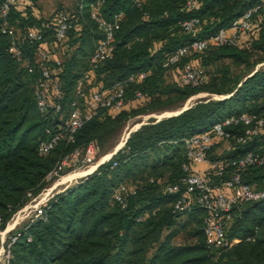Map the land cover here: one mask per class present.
<instances>
[{"label":"trees","instance_id":"trees-1","mask_svg":"<svg viewBox=\"0 0 264 264\" xmlns=\"http://www.w3.org/2000/svg\"><path fill=\"white\" fill-rule=\"evenodd\" d=\"M38 1L16 0L5 17L0 14V228L24 206L27 193L33 197L41 193L46 176L74 148L83 152L92 141L99 149L131 117L179 106L200 91L223 97L200 98L179 114L150 117L133 130L107 162L56 194L45 206L43 218L18 231L11 264H264V198L234 205L227 213L226 238L239 240L227 249L207 244L202 207L194 205L181 213L173 209L184 190L183 139L210 131L230 117L238 120L224 126L228 137L216 139L207 150L211 162L220 160L223 165L222 173L211 172L209 180L220 186L238 172L242 183L264 191V164L244 168L234 164L249 152L264 156V8L252 13L251 29L238 45L209 46L191 51L195 59L185 54L164 65L177 48L229 26L260 0H196L192 6L187 0H103L105 18L122 15L113 54L93 69L85 89L122 82L125 103L115 111L101 109L77 129L72 142L63 137L45 155L39 153V142L57 133L60 121L59 113L45 117L37 108L34 90L43 78L41 68H56L61 112L66 115L77 98V81L92 67L90 56L101 32L90 16L94 0H77L73 11L59 7L49 17L35 13ZM58 11L67 12L72 25L61 41L54 35L53 17ZM194 17L199 20L195 34L181 25ZM32 27L42 29V43L29 41ZM13 36L20 60L9 50ZM41 51L51 57L41 59ZM57 52L62 55L57 57ZM186 64L202 70L203 80L197 86L165 78L168 69L180 73ZM240 67L244 70L234 71ZM140 71L146 72L144 78L129 79ZM136 91L141 97L135 96ZM244 114L262 119L255 133L245 134L253 123L239 119ZM242 136L244 140H238ZM222 140L230 147L216 153ZM168 184H178L180 193H168L164 189ZM121 185L130 189L123 194L124 206L114 199ZM184 230L191 241L174 243Z\"/></svg>","mask_w":264,"mask_h":264},{"label":"built area","instance_id":"built-area-1","mask_svg":"<svg viewBox=\"0 0 264 264\" xmlns=\"http://www.w3.org/2000/svg\"><path fill=\"white\" fill-rule=\"evenodd\" d=\"M196 0H187V5L192 6ZM16 0H4L0 6V14L5 17L10 6ZM103 0H94L90 4V16L97 24L101 37L98 38L94 45V49L90 56L91 68L84 72L82 77L77 81L76 93L77 98L72 101L71 108L66 115L62 111L61 91L58 87L56 79V68L54 66L42 67V80L34 90V97L39 112L45 117H54L59 113V131L53 134L49 139L39 142L38 150L42 155L47 154L53 145L61 138L65 137L68 142L74 140V133L86 121L95 116L101 109L106 108L109 111L120 109L125 103V89L122 82H116L111 87H103L101 84L92 86L87 91L85 83H90L93 77V69L99 62L110 58L114 50V33L119 27L121 13L114 14L112 19L105 18L101 13ZM264 8V0L252 8L247 9L240 17L233 20L232 23L220 28L216 33L203 38H194L191 42L177 48L164 62V65L174 64L189 51H203L209 46L220 45H238L241 41V36L251 29V15L258 8ZM199 20L190 18L181 23L182 27L194 34L197 31ZM54 35L56 40H63L66 37L68 30L71 28L69 15L65 11H58L53 17ZM11 32V31H10ZM27 37L30 42L42 43L43 31L40 27H32L27 32ZM9 50L17 60L22 57L15 37L11 39ZM50 55V56H49ZM41 59H49L51 54L46 51L40 52ZM56 60V58H54ZM59 63L58 60H56ZM30 71L32 69L30 68ZM146 76L145 71H140L129 79H141ZM178 84H190L197 86L203 80L201 69L194 68L191 64H186L178 75ZM136 97H141V92H135ZM241 119L245 124H251L245 131L246 135L253 134L262 126V119L255 116L242 115ZM238 119L230 117L222 122L213 125L210 131L192 134L183 139L185 149V162L182 165L184 176L180 183L184 186V190L180 193L178 184H168L164 189L168 193H180L179 198L174 202L173 209L176 212L189 211L194 205H198L205 210L203 219V231L206 237L207 244L219 249H227L238 243V239L228 240L225 235L224 218L234 205L243 202H254L264 198V191L255 190L251 186L241 182L240 174L234 172L231 178L220 186H213L209 180V174L214 172L220 175L223 171V165L220 160L211 162L207 158V150L213 145L214 141L219 138L228 137V133L224 130V126L232 122H237ZM65 131V136L62 134ZM238 140H244V137H239ZM98 148L94 142H89L86 149L81 152L78 148H74L71 152L61 157L55 168L46 176L45 181L61 180L64 176L68 177L78 170H87L84 175L93 173L100 165L107 162L111 157H103L95 163ZM204 165V169H196L198 165ZM239 168L248 166H261L264 164V156L257 153H246L239 158L237 162ZM116 165V163H114ZM130 191L125 185H121L114 194V199L125 205L123 194ZM28 199H32L31 193H27ZM36 204V212L34 218L30 219L33 222L36 219H41L44 216V209L47 203L40 205ZM37 206L39 208H37ZM25 205L20 208L17 213H23ZM1 223V219H0ZM28 225V224H27ZM26 227V226H25ZM7 228H0V264H11L12 253L11 248L17 241L19 233L11 234L4 238L3 234L7 233ZM27 240H30L27 238Z\"/></svg>","mask_w":264,"mask_h":264},{"label":"rangeland","instance_id":"rangeland-1","mask_svg":"<svg viewBox=\"0 0 264 264\" xmlns=\"http://www.w3.org/2000/svg\"><path fill=\"white\" fill-rule=\"evenodd\" d=\"M77 0H39L38 1V7L34 8V11L36 14H41L43 17H49L56 9L59 7L66 9L67 11H73L75 9ZM20 7L23 6L22 3L19 4ZM57 57H60L62 54L60 52L54 53ZM194 53L189 51L187 53V56L190 57V60L195 59L196 57H193ZM54 59L55 57L52 56ZM261 64V63H260ZM260 64L256 65L254 69H256ZM253 69V70H254ZM244 70L243 67L235 68L234 71H242ZM179 72H177L176 69H168L165 75V78L167 80H176L178 78ZM207 81H208V75H207ZM203 97H223V95H216L213 93H209L206 91H200L194 95H191L188 97L185 101L182 102L181 105L175 106L173 108L165 109L162 111L157 112H147V113H140L138 115H135L128 119L126 123L123 124L119 132L111 137L108 142L103 145V147H99L98 152L96 154L95 163L98 159H101L103 157H110L111 154L118 148H121L124 144H122L126 138V136L129 134V132L136 127L137 124H140L142 122H145L150 117L158 118L162 115H165L167 113H174L179 111L182 107L185 105H191L196 100L203 98ZM142 105V104H141ZM135 107H141V106H135ZM134 107V108H135ZM130 108V107H129ZM131 109V108H130ZM230 147V143L227 140H222L219 142L218 147L216 148V153H222L223 151L228 150ZM87 170H78L74 174L66 177L64 176L61 178V180L56 181H50L47 182V185L43 188L41 193L33 197L32 199H28L27 202L24 204L29 205L28 208H25L23 213H17L15 212L9 222L6 224L4 228H7V233L3 234L4 238L6 236L8 237L11 234H15L22 228H24L27 224H29L30 219L34 218V214L36 212V204L40 203V205H43L44 203H48L51 198H53L56 194H59L61 192H64L72 185L76 184L81 179L85 178L88 175H84V173ZM90 175V174H89ZM71 178V179H67ZM37 208H39L37 206ZM182 222L186 223V218L182 217ZM191 240L188 238L187 230L182 231L174 240V243L176 244H182V243H188Z\"/></svg>","mask_w":264,"mask_h":264},{"label":"water","instance_id":"water-1","mask_svg":"<svg viewBox=\"0 0 264 264\" xmlns=\"http://www.w3.org/2000/svg\"><path fill=\"white\" fill-rule=\"evenodd\" d=\"M227 96H229V95H227ZM227 96H226V97H227ZM189 106H190V105H185V106L182 107L179 111L174 112V113H167V114H165V115H162V116L158 117L157 119H160V118H162V117H164V116H170V115L179 114L180 112H182L183 110H185V109L188 108ZM142 123H144V122H142ZM142 123L137 124L136 127H135L134 129H132V130L129 132V134L126 136V138H125V140H124V142H123L122 144H124V143L126 142V140H127V138L129 137L130 133H131L133 130L137 129ZM117 150H118V148H117V149L111 154V156H112L114 153H116Z\"/></svg>","mask_w":264,"mask_h":264},{"label":"crops","instance_id":"crops-1","mask_svg":"<svg viewBox=\"0 0 264 264\" xmlns=\"http://www.w3.org/2000/svg\"><path fill=\"white\" fill-rule=\"evenodd\" d=\"M204 165L202 164V165H198L197 167H196V169H199V170H202V169H204Z\"/></svg>","mask_w":264,"mask_h":264},{"label":"bare ground","instance_id":"bare-ground-1","mask_svg":"<svg viewBox=\"0 0 264 264\" xmlns=\"http://www.w3.org/2000/svg\"><path fill=\"white\" fill-rule=\"evenodd\" d=\"M67 179H71V178H67Z\"/></svg>","mask_w":264,"mask_h":264}]
</instances>
